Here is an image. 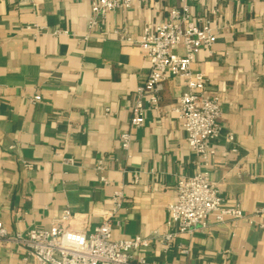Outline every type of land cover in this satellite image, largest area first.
<instances>
[{"label": "crops", "instance_id": "obj_1", "mask_svg": "<svg viewBox=\"0 0 264 264\" xmlns=\"http://www.w3.org/2000/svg\"><path fill=\"white\" fill-rule=\"evenodd\" d=\"M179 3L134 0L92 29L91 0H0V221L10 234L50 228L67 210L69 228L92 231L121 191L114 237L150 238L140 253L156 264H264V0L189 1L217 30L212 52L200 51L192 68L220 97L219 122L236 138L237 152L225 136L219 140L211 179L245 217L213 220L172 242L163 237L175 230L168 205L177 199L178 179L197 170L171 110L187 87L170 77L163 110L133 127L135 91L150 62L144 49L115 32L138 38ZM124 131L133 135L129 151L121 145ZM0 264L35 260L6 241Z\"/></svg>", "mask_w": 264, "mask_h": 264}, {"label": "built area", "instance_id": "obj_2", "mask_svg": "<svg viewBox=\"0 0 264 264\" xmlns=\"http://www.w3.org/2000/svg\"><path fill=\"white\" fill-rule=\"evenodd\" d=\"M18 1L35 4V0ZM189 1L180 0L178 6L169 9L166 18L148 23L138 38L115 32L123 43L144 49L150 62L146 79L135 91L130 121L133 127L143 126L149 112L163 110L161 93L170 77L183 78L187 87L171 110L177 114L186 133V142L198 158L197 170L178 179L177 199L168 205V225H174L175 230L164 234L167 242L182 234L206 230L213 220L223 223L227 219L245 217L239 204H227L211 179L210 168L218 152L219 140L225 136L234 144L232 151L237 152L236 138L232 132L225 134L219 122L222 115L220 97L207 91V77L192 68L200 51L212 52L217 30L212 20L192 9ZM133 5L134 0H91L90 27L95 28L100 17L118 9H130ZM212 14L217 18L218 10L213 9ZM60 33L55 31V34ZM120 141L129 151L132 133L121 132ZM113 199V209L92 231L69 228L66 224L71 212L68 210L50 228H33L26 233L10 234L0 221V245L6 241L19 244L34 258L35 264H156L140 253L151 247L150 238L142 235L114 237L112 218L123 205L122 192L116 191ZM182 251L187 252L186 249Z\"/></svg>", "mask_w": 264, "mask_h": 264}]
</instances>
